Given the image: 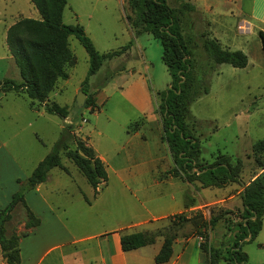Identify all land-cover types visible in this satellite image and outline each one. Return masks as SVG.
Listing matches in <instances>:
<instances>
[{"label": "rangeland", "instance_id": "374dc122", "mask_svg": "<svg viewBox=\"0 0 264 264\" xmlns=\"http://www.w3.org/2000/svg\"><path fill=\"white\" fill-rule=\"evenodd\" d=\"M165 2L176 12L180 11L182 2L194 6V11L183 12L181 23L183 35L186 39L191 38L189 46L196 59L206 61L201 46L202 33L220 41L222 47L231 50L243 48L248 58L244 68L218 64L208 78V92L189 104L186 116L191 134L199 141L200 160L212 162L219 154L228 156L232 163L240 159L241 183L232 182L221 188L205 187L200 190L198 181L186 184L183 178L167 171L166 174L169 173L174 178L173 185L157 187L155 190L160 194L150 204L159 212L168 213L176 208L171 206L172 194L177 198L185 192L189 197L194 194L201 206L191 212V219L194 220L193 223L205 224L197 232L201 242L205 240L202 237L205 233L211 246L226 249L233 243L227 236L228 228L236 229V222L240 220L242 183H247L255 174L264 171V168L260 169L251 149L255 141L264 138V56L255 22L248 16L251 0ZM129 14L131 15V11L127 0H66L63 23L82 25L97 51L107 53L119 50L129 41L131 45L121 55L104 60L99 69L83 83L89 68L88 54L79 40L74 35H69V47L76 62L69 69L68 78L58 80L49 99L59 106H67L70 122L73 121L72 118L80 120L74 128L75 135L91 148L105 154L108 162L114 166L122 163L126 151L135 153V144L129 145L125 141L126 126L129 129L138 127L146 138L151 156L163 158L159 168L164 171L168 163L173 165V161L168 145L162 138L159 92L166 90L171 77L161 59L160 40L146 31L134 35L126 18ZM22 17L39 18V13L30 0H0V80H20L18 68L6 44V30ZM237 26L244 31L248 26L249 30L242 34ZM135 80L138 83H133ZM80 91L86 94L85 102L89 95L94 96V107L88 106L77 112L75 101ZM141 106L143 110L140 109ZM64 121L59 114L48 113L42 106L30 107V100L23 92H0V147L11 150L14 155L0 156V166L11 164L8 161L10 158L18 160L22 169L33 166L52 150L62 126L67 124ZM79 125L81 129L78 130ZM67 146L72 149V142ZM60 156L61 164L69 171L70 177L56 166L49 172L47 185H65L73 195L78 196L81 191L88 199H93L100 193L101 197H108V207L115 208L118 217L122 215L124 221L138 213L134 205L135 188L132 182L148 181L149 177L152 178L150 173H140L139 178L128 182L132 188L124 189L120 188L114 171L109 167L108 186L100 184L95 191L63 150L60 151ZM257 156L264 163V153ZM195 186L199 191L197 195ZM19 187L17 185L15 192ZM38 194L31 189L24 191L25 203L29 207L30 202L37 211ZM11 196L3 207L8 204ZM110 196L117 197V200ZM107 201L103 206H107ZM23 217V206L16 207L7 226L8 232H22L19 224L23 222ZM169 218L172 219V216L162 219L156 230L167 233ZM211 218L213 224L210 223ZM183 221L185 220L174 218V222L178 224L184 223ZM182 232L187 235L194 233L192 224ZM241 249L247 254L249 264L264 263V216L258 235L253 240L244 242ZM219 264L228 263L220 261Z\"/></svg>", "mask_w": 264, "mask_h": 264}, {"label": "trees", "instance_id": "16d2710c", "mask_svg": "<svg viewBox=\"0 0 264 264\" xmlns=\"http://www.w3.org/2000/svg\"><path fill=\"white\" fill-rule=\"evenodd\" d=\"M30 2L38 11L39 18H19L6 30V44L18 68L20 80L1 79L0 92H23L30 100V107L43 106L46 112L57 113L65 118L69 113L67 106H59L54 101H50L49 94L54 90L59 79L68 78L69 69L76 62L69 47V35H74L88 54L89 68L83 83H86L89 76L99 69L104 60L119 56L126 51L131 41L119 50L100 53L86 35L82 25L63 23L62 15L66 0H30ZM127 4L131 15H126V18L134 35L146 31L160 40L161 59L171 77L166 90L159 92L162 138L168 145L173 161V167L169 172L187 182L198 181L203 188H221L232 182L241 183L240 159L232 163L228 156L219 154L212 162L200 160L199 141L191 134L186 116L189 104L208 92V78L215 71L216 66L225 63L232 67L244 68L248 63L247 55L239 49L222 47L217 39L202 33L201 46L206 61L196 59L189 46L191 38L186 39L182 33L181 15L185 11H194V6L190 3L182 2L178 12L170 8L165 0H127ZM257 34L264 56V30L259 29ZM94 102V96L89 95L83 108L94 107ZM77 111L80 112L81 109L77 108ZM75 122L78 124L80 120L76 118L63 126L52 150L37 163L25 180H17L20 185L19 190L13 193L8 204L0 209V247L5 264H19V239L40 222L25 203L24 191L44 182L53 167L62 166L61 150L95 191L101 182L107 180V172L102 160L93 148L75 135ZM69 142L73 144L72 149L67 146ZM251 149L260 169H263L264 163L258 159L257 154L264 153V138L255 141ZM191 205L193 204L184 202L185 208ZM241 205L240 220L236 222L232 245L226 249L215 248L207 242V235L203 234L205 240L199 243V248L203 255H206H204V264H219L220 261L228 264H249L247 254L241 248L244 242L253 240L262 228L264 171L255 174L247 183H242ZM18 206L24 208L25 230L20 233L8 232L7 226L12 219V212ZM191 217L192 214L188 217L185 213L172 215V219L169 218L170 224L166 226L167 233L156 230L123 234L120 238L121 248L124 251L139 248L153 243L157 235H163L162 245L154 261L166 262L171 257L173 241L179 227L190 222L195 233L200 228H204L205 224L193 223ZM174 218L185 221L178 224L174 222ZM212 222L211 218L210 223L213 224ZM248 235L250 238L246 239ZM240 240H243L241 244Z\"/></svg>", "mask_w": 264, "mask_h": 264}, {"label": "crops", "instance_id": "0c3cea01", "mask_svg": "<svg viewBox=\"0 0 264 264\" xmlns=\"http://www.w3.org/2000/svg\"><path fill=\"white\" fill-rule=\"evenodd\" d=\"M248 16L255 22V25H253L256 26L257 32L259 29L264 30V0H251V9ZM245 28H247L245 31L239 28L238 30L244 34V32L249 30L248 26ZM239 50L243 51V48ZM145 68H148L147 65H145ZM133 83L136 84L138 82L135 80ZM142 95L145 97L144 93H142ZM140 109L143 110V107L141 106ZM77 112L74 113V117ZM69 115L70 113L64 118V123H70L71 117ZM72 119L74 120V118ZM76 125H78L77 122H75V126ZM79 129H81L80 125L78 126V130ZM126 134L127 139L125 141L129 145L132 143L135 144L133 149L136 155L133 151H126L124 153L125 157L120 165L114 166L110 164L105 154L99 152L96 148H93V150L104 163L106 172L109 167L114 171L120 188L131 189L132 187L128 182L135 178H139L140 173L141 175L150 173L152 178L149 177L148 181L139 180L132 182L135 188L133 198L136 204L134 203V205L138 213L135 215L133 214L129 220L124 221L122 215L118 217L115 208L108 207V197H101L100 193L97 194L99 196L95 195L93 199H88L87 195L82 194L81 191L80 195H73L71 190L66 188L67 186L65 185L57 184L55 186H49L46 183L47 180H49V171L46 180L31 189L34 193H39L38 199H36V201L39 202V211L31 206L30 202L29 207L40 219V222L39 225L28 230L27 234L20 237L19 264L205 263V256L199 248L201 237L195 232L190 235L183 234L182 232L191 224L190 222L179 227L173 241L171 257L166 262L156 263L154 261V257L162 245L164 239L163 235H157L153 243L139 248L127 251L121 248L120 238L123 234L154 232L162 219H166L177 213H185L190 217L191 212L201 206V202L195 200L196 196L194 194H191L189 197V194L186 192L179 198H177L175 194L171 195V199L173 200L171 206L176 208L168 213L159 212L153 205H150L151 200H153L156 195L160 194L159 191L156 192L155 190L157 187L162 185H173L172 180L174 178L169 173L166 174L167 171L169 172L172 169L173 165L168 163L165 168L166 170L160 171L159 167H161L160 165L163 158L151 156L148 152V145H146V138L142 135L138 127L129 129L127 125ZM0 156L12 157L14 155L11 150L0 147ZM8 161H10L11 164L0 166V209L17 189V185H19L17 180H25L39 162L38 160L33 166L22 169V166L19 165L18 160L15 158H10ZM141 161L143 163H141ZM58 167L64 174L70 177L69 171L63 165ZM156 173L158 175H156ZM104 183L107 187V180L100 184ZM185 183L188 184L187 181ZM198 186H200V184ZM202 188L203 187H200V190ZM97 189L98 186L96 190ZM194 190L196 195L199 194L196 186ZM114 198L117 200V197ZM105 201H107V206H103ZM184 202L192 203L193 205L185 208ZM98 204H100L99 207ZM97 209H99L100 212L97 211ZM22 221L23 222L19 224V229L25 230L24 220ZM235 232V228L228 229L227 236L229 240H234ZM210 240H212L211 236ZM0 264H5L1 247Z\"/></svg>", "mask_w": 264, "mask_h": 264}, {"label": "water", "instance_id": "95a60500", "mask_svg": "<svg viewBox=\"0 0 264 264\" xmlns=\"http://www.w3.org/2000/svg\"><path fill=\"white\" fill-rule=\"evenodd\" d=\"M85 96L86 94L83 92H79V95L76 97V101H75V105L78 109H82L85 105ZM250 235H248V237L246 239H249ZM243 240H240V244L242 243ZM238 264H242V263H238Z\"/></svg>", "mask_w": 264, "mask_h": 264}, {"label": "built area", "instance_id": "2783aa9c", "mask_svg": "<svg viewBox=\"0 0 264 264\" xmlns=\"http://www.w3.org/2000/svg\"><path fill=\"white\" fill-rule=\"evenodd\" d=\"M83 122L85 121L84 119L82 120ZM201 239V238H200Z\"/></svg>", "mask_w": 264, "mask_h": 264}]
</instances>
